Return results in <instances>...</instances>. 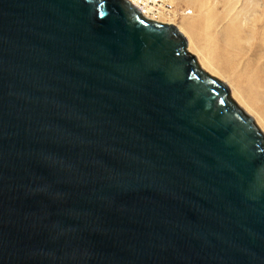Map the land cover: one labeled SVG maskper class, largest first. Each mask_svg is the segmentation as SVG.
Here are the masks:
<instances>
[{
	"label": "water",
	"instance_id": "obj_1",
	"mask_svg": "<svg viewBox=\"0 0 264 264\" xmlns=\"http://www.w3.org/2000/svg\"><path fill=\"white\" fill-rule=\"evenodd\" d=\"M127 0H0V264H264V135Z\"/></svg>",
	"mask_w": 264,
	"mask_h": 264
},
{
	"label": "rangeland",
	"instance_id": "obj_2",
	"mask_svg": "<svg viewBox=\"0 0 264 264\" xmlns=\"http://www.w3.org/2000/svg\"><path fill=\"white\" fill-rule=\"evenodd\" d=\"M171 1L178 13L171 23L183 29L187 44L191 41L194 45L191 55L199 68L208 62L223 73L211 77L228 88L235 105L238 98L237 107L253 119L264 135L260 114L264 115V86L256 78L257 70L264 68V0ZM238 91L255 107L253 111L240 101Z\"/></svg>",
	"mask_w": 264,
	"mask_h": 264
},
{
	"label": "built area",
	"instance_id": "obj_3",
	"mask_svg": "<svg viewBox=\"0 0 264 264\" xmlns=\"http://www.w3.org/2000/svg\"><path fill=\"white\" fill-rule=\"evenodd\" d=\"M146 20L172 25L178 13L171 0H127Z\"/></svg>",
	"mask_w": 264,
	"mask_h": 264
},
{
	"label": "bare ground",
	"instance_id": "obj_4",
	"mask_svg": "<svg viewBox=\"0 0 264 264\" xmlns=\"http://www.w3.org/2000/svg\"><path fill=\"white\" fill-rule=\"evenodd\" d=\"M185 14V13H184ZM187 15V14H186ZM191 15V14H190ZM172 24V23H171ZM178 29V31H179V33H181L183 36L185 35V33L183 34V29L180 27V28H177ZM182 29V30H181ZM186 30V29H185ZM188 39H191V38H188ZM192 42L191 41H188V44H187V52L189 53V54H191V52L192 51H194L195 52V47H193L194 45H192L191 44ZM197 53V52H196ZM195 54V53H194ZM193 54V55H194ZM198 54V53H197ZM196 56V55H195ZM198 57H199V55H198ZM197 57V58H198ZM198 60V59H197ZM204 61V60H203ZM200 68L205 72V73H207L208 75H210V76H213V77H215L216 75L217 76H221L223 73H221V71L220 70H218V69H216V68H214V67H212L211 66V64L210 63H202V65H200ZM264 68H259L258 70H257V75H256V78L258 79V84H260L261 86H264V70H263ZM222 78V77H221ZM226 78V77H225ZM234 93V92H233ZM236 94L237 95H239V97H240V101H242L243 103H245V105L247 106L246 108H248L249 110L250 109H252V111H253V109L255 108V107H253L252 105H250L246 100H245V98L243 97V95L238 91V92H236ZM231 97V96H230ZM238 99V98H237ZM237 99L236 100H234V97H233V95H232V100H234L237 104H238V102H237ZM233 102V101H232ZM237 104H236V106H237ZM239 105V104H238ZM240 107V106H239ZM238 107V108H239ZM251 111V112H252ZM247 112V111H246ZM255 112V111H254ZM256 113V112H255ZM261 115H262V117H263V120H264V115L262 114V113H260ZM257 116H258V114H257ZM260 117V116H259ZM261 118V117H260ZM258 119V118H257ZM262 119V118H261ZM261 123V122H260ZM263 123V122H262ZM258 126V125H257ZM263 126V125H262ZM261 126V127H262Z\"/></svg>",
	"mask_w": 264,
	"mask_h": 264
}]
</instances>
